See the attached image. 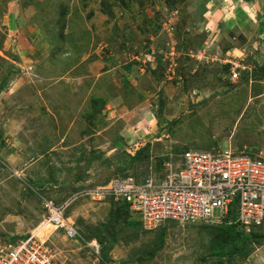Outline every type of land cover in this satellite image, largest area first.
<instances>
[{
	"label": "rangeland",
	"instance_id": "1",
	"mask_svg": "<svg viewBox=\"0 0 264 264\" xmlns=\"http://www.w3.org/2000/svg\"><path fill=\"white\" fill-rule=\"evenodd\" d=\"M0 138V242L36 229L45 196L99 246L47 227L62 264H264V221L146 229L86 193L188 149L264 150V0H0ZM236 230L257 236L246 254L208 256Z\"/></svg>",
	"mask_w": 264,
	"mask_h": 264
},
{
	"label": "built area",
	"instance_id": "2",
	"mask_svg": "<svg viewBox=\"0 0 264 264\" xmlns=\"http://www.w3.org/2000/svg\"><path fill=\"white\" fill-rule=\"evenodd\" d=\"M235 68L228 76L234 80ZM178 159L163 160L157 172L136 178L131 174L109 178L91 197L113 198L126 205L128 215L146 228L164 222L219 224L229 216L244 232L264 221V150L227 145L207 151H181ZM41 224L98 251L94 239L85 240L65 214L67 201L41 196ZM230 220V219H229ZM0 264H62L46 238L30 231L0 242Z\"/></svg>",
	"mask_w": 264,
	"mask_h": 264
},
{
	"label": "trees",
	"instance_id": "3",
	"mask_svg": "<svg viewBox=\"0 0 264 264\" xmlns=\"http://www.w3.org/2000/svg\"><path fill=\"white\" fill-rule=\"evenodd\" d=\"M224 70L227 71V72H224L223 75L225 76L226 74H228V71H229V66L228 64H224L223 66ZM96 100H93V102H95ZM102 102V101H101ZM98 104L93 108V113L96 114L98 112H100V110L102 109L101 107L97 108ZM89 161V158L88 157H85V164ZM83 170H85L84 168H80L79 166L77 167V169L75 170V173H74V176H73V179L74 181H78V180H81L83 174ZM112 200H114L113 198H110ZM119 205L124 208L128 214V211H127V208H126V205L123 203V202H119ZM231 217V218H230ZM233 216H229V219L228 217L225 219L224 222L222 223H225L227 226L228 229H231V231H233L232 229L236 226H238L237 223L235 222H232L233 221ZM134 224L137 223V224H140L139 221L137 220H134L132 219ZM173 222V221H171ZM222 223H219V224H222ZM207 225H211V224H207ZM213 225V224H212ZM216 225V224H214ZM241 228V226H240ZM242 229V228H241ZM238 231V230H236ZM243 231V230H242ZM219 237V236H218ZM257 236L254 235L253 233H249L247 235H245L243 232L241 231H238L236 232L235 235L233 236H229L227 237L226 239H222V237H219V241L216 242L215 244H211V251L208 253V256L209 257H224V256H231V255H234V254H238V255H244L247 253V244H248V240H250V238H256ZM233 238L239 240V244H235L234 243V240Z\"/></svg>",
	"mask_w": 264,
	"mask_h": 264
},
{
	"label": "bare ground",
	"instance_id": "4",
	"mask_svg": "<svg viewBox=\"0 0 264 264\" xmlns=\"http://www.w3.org/2000/svg\"><path fill=\"white\" fill-rule=\"evenodd\" d=\"M46 226L48 225L41 224L37 226L35 230H32V232H34L37 236H40L43 234V231L47 228Z\"/></svg>",
	"mask_w": 264,
	"mask_h": 264
},
{
	"label": "crops",
	"instance_id": "5",
	"mask_svg": "<svg viewBox=\"0 0 264 264\" xmlns=\"http://www.w3.org/2000/svg\"><path fill=\"white\" fill-rule=\"evenodd\" d=\"M100 99H101V98H100ZM102 102H103V100H102ZM101 110H102V109H101ZM101 110H100V111H101ZM0 139H1V138H0ZM6 156H7V155H6ZM8 156H9V155H8ZM46 227H50V226H46ZM31 231H32V230H31Z\"/></svg>",
	"mask_w": 264,
	"mask_h": 264
}]
</instances>
